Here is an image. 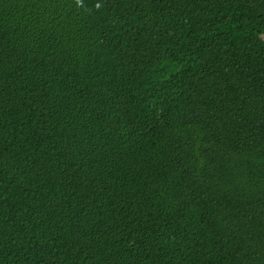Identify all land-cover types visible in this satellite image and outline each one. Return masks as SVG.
Here are the masks:
<instances>
[{"label": "trees", "instance_id": "1", "mask_svg": "<svg viewBox=\"0 0 264 264\" xmlns=\"http://www.w3.org/2000/svg\"><path fill=\"white\" fill-rule=\"evenodd\" d=\"M0 264H264V0H0Z\"/></svg>", "mask_w": 264, "mask_h": 264}]
</instances>
